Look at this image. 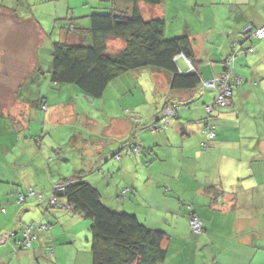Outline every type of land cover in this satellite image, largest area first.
I'll list each match as a JSON object with an SVG mask.
<instances>
[{
    "label": "crops",
    "instance_id": "0c3cea01",
    "mask_svg": "<svg viewBox=\"0 0 264 264\" xmlns=\"http://www.w3.org/2000/svg\"><path fill=\"white\" fill-rule=\"evenodd\" d=\"M20 1L18 9L11 4L0 7V20L3 21L0 23V31L3 32H0V77L5 86L0 97L6 99L12 93L13 99L12 103L0 102L5 104L0 105V126L8 127V131L11 129L9 123L3 122L5 117H16L29 111L32 117L33 110L34 118L40 122L52 121L55 124L57 120L60 124L65 121L64 108L59 110L62 102L49 104L51 94L46 97L43 92L35 98L29 97L28 90L34 86L28 88L27 85L47 81L50 90L57 92V87L50 84L45 73L47 68L44 66V70L40 66L42 53H45L48 64L53 43L79 41L59 21L69 17L80 26L87 27L91 13L97 12V8L104 9L100 0L94 7L87 0H78L73 5L67 2L65 16L58 18L54 5L50 6L58 0ZM182 1L187 5L186 14H191L190 19L186 16L178 18V7L183 6L181 3L176 6L170 3L168 8L166 0H163L158 6L140 3L138 8L146 20L160 18L165 21L166 38L188 36L202 83L216 81L223 72V61L232 52L234 43L241 42L246 27H264V2ZM39 6L41 14L50 13L51 19L56 17L55 21L59 22L52 27L50 35L49 30L42 26V18L36 15L34 7ZM24 9L31 14L18 17L19 10ZM168 21L175 24L172 34L167 33ZM19 27L23 29L19 31ZM246 45L252 46L254 52L239 55L235 67L244 84L235 90L230 106L214 108V117L209 121L216 128V137L208 149L202 148L207 141L203 132L208 121L206 106L214 104L217 90L208 89L203 84L194 90H172L170 75L158 69H153L151 76L140 72L136 80L145 86L148 90L146 95L150 96V110L144 113L139 106L133 107V116L142 121L144 127H138L132 117L112 118L103 133H99L100 128L95 130L88 124L91 131L85 133L89 135H74L71 139L73 147H78L82 154L93 152L87 156L91 159L89 173L79 171L77 176L98 190L102 202L109 209L132 214L149 229L164 231L170 237L168 258L164 264H264V39ZM124 46L119 39L108 42L111 54L118 53ZM28 54L34 59L29 74L26 73L28 63L24 62ZM176 64L182 73L190 71L189 62L182 56L176 58ZM8 79L16 85L7 84ZM133 84L136 92L127 88L132 95L139 91ZM198 101L203 103V107H196ZM168 107L179 112L177 117L169 119V128L164 132L150 131L151 125L163 117ZM38 109L45 111L44 119ZM9 135L0 132L1 241L10 237L6 234L18 235V239L19 231L36 221L50 227L37 233V242L31 250L16 251V237L10 242H2L0 264H55V259L56 264H61L59 253L63 243L68 241L76 245L80 239L74 233L65 237L64 242L62 230L53 226L60 223L64 228L75 217H82L69 210L48 209L52 191L43 193L47 202L39 204L35 199L19 203L18 194L31 188H41V185L48 187L47 190L44 188L48 192L55 184L73 176L68 174L65 178H55L58 174L52 173L47 156L51 151V158L55 157L53 152L57 153L59 148L53 150L54 145L49 146L52 139H46L44 132L40 136L24 134L23 144L20 135H16L18 143L13 145L4 142L6 137L8 141ZM133 149L138 150L135 152ZM115 154H120L119 158L116 159ZM28 172L32 178L27 182L24 179ZM42 179L44 182L40 185ZM187 205H192L203 223L204 231L199 236L190 231ZM63 230L68 232V229ZM84 238L90 245L89 228ZM58 244L60 247L56 249L50 247ZM88 250L89 264L90 248ZM78 259L75 264H79L80 257Z\"/></svg>",
    "mask_w": 264,
    "mask_h": 264
},
{
    "label": "trees",
    "instance_id": "16d2710c",
    "mask_svg": "<svg viewBox=\"0 0 264 264\" xmlns=\"http://www.w3.org/2000/svg\"><path fill=\"white\" fill-rule=\"evenodd\" d=\"M121 1L132 4L133 9L119 13L115 11L111 13L93 12L88 17L89 25L87 27L80 26L69 17L61 19V21L67 22L63 26L67 32L78 37L79 41L77 43L63 41L52 44L51 61L45 70L49 76L50 84L54 87L75 86L87 98L98 100L104 97L108 86L113 81L132 71L146 68L158 69L168 73L172 90H194L203 84L208 89L217 90L214 104L206 106L208 121L205 123L203 132L207 141L202 148L203 150L208 149L216 137V128L209 121L214 117V108L224 109L230 106L235 90L244 84V80L235 70L236 58L239 55L254 52L252 46L246 47L248 45L246 43L263 40L264 37L254 36V31L261 28L248 25L242 34L241 42L234 43L232 52L223 61V72L219 78L224 74H230L229 88L231 94L228 97V103L225 106H220L216 101L220 90L219 85L207 87L208 82L202 83V79L197 73L195 54L190 38L188 36L166 38L165 21L160 18L146 20L138 8L140 3L158 6L163 3V0ZM262 1L264 2V0ZM61 21L59 22L61 23ZM249 27H252L253 31L249 30ZM112 39H119L125 45L116 54H111L108 50V42ZM179 56L189 62L190 71L188 73H182L179 70L176 64V58ZM175 112L177 117L179 112L177 109ZM163 117L151 125L150 131L154 133L166 131L160 125ZM115 156L117 159L120 154H115ZM32 191L41 193L40 190L31 188L18 194V202L24 203L32 198L38 204L47 202L44 194L41 193L42 199L40 200L36 195H30ZM51 191L48 209L69 210L89 222V230L92 235L89 245L90 264L166 263L170 237L164 231L149 229L132 214L109 209L102 202L98 190L82 177L76 176L65 180L63 183L55 184ZM21 196L26 199L21 201ZM191 207L192 205L186 206L188 220L190 214L195 213L194 208ZM32 225L34 227L45 226V229L35 232L36 240L31 247L26 248L23 244V233ZM49 227V224L41 222L27 224L19 231L20 237L18 239V235L6 234L10 236L7 242L16 237L14 244L16 251L31 250L37 242V233L47 231ZM189 228L194 236L203 233H194L190 223ZM2 237L3 235L0 236V240L3 239Z\"/></svg>",
    "mask_w": 264,
    "mask_h": 264
},
{
    "label": "rangeland",
    "instance_id": "374dc122",
    "mask_svg": "<svg viewBox=\"0 0 264 264\" xmlns=\"http://www.w3.org/2000/svg\"><path fill=\"white\" fill-rule=\"evenodd\" d=\"M77 1L78 0H58V1L50 3V6L52 7V4L54 5L55 12H57L58 18H60V17L65 16V13L67 11V7H66L67 4L66 3L68 2L71 5H73ZM82 1H84V0H82ZM88 1L91 2V7H94L98 4L99 0H87V2ZM20 3H21L20 0H0V7L8 6L9 4H11L12 6H16V8L18 9V7H20ZM100 3L103 5L104 9L97 8L96 11L98 13L99 12L111 13L114 11L119 13V12H126L128 10L131 11L133 9L132 4H128V3L123 2L121 0H100ZM170 3L171 4L174 3L175 6L179 3L183 4V6L181 5L178 7V10H179L178 11V14H179L178 18H180L182 16H184V17L186 16L188 19L191 18V14H189L188 16L186 14L188 9H187V5H185L184 1H182V0H180V1L179 0H166V5L168 8L171 6ZM44 5H45V3H44ZM34 8H35L36 15L38 17L42 18V21H43L42 26L45 29L47 28L49 30L48 32L50 33V31L52 30V27H55L56 25L59 24V22L55 21L56 17H53L51 19L50 13L41 14V9H40L41 6L34 7ZM25 11H27V12H25ZM147 12L150 14V10L147 9ZM27 14L30 15L31 12H29L28 9H24L21 12L19 10V12L17 13V16L22 18L25 15L27 16ZM36 15H35V17L38 18ZM9 21H10V23H12V19H9ZM2 22L3 21L0 20V23H2ZM52 23L54 26L52 25ZM61 23L63 24V26H65L67 24L66 21H61ZM168 23H169L168 24L169 28L167 30V33L172 34L173 29L175 27V24L172 25V21L171 22L168 21ZM179 23L180 22L177 20L178 25H179ZM59 28L60 27H57V29H59ZM22 29H23L22 27H19V31H21ZM32 30H33V28H30V31H32ZM0 32L3 33L2 30ZM8 32H9V30L4 31V34H7ZM53 36L55 37V33L53 34ZM30 37L33 38L32 36H30ZM42 51H44V50L42 49ZM44 54L42 53V56L40 58V61H41L40 66L45 70V67H47L48 64L46 63L47 57ZM24 62L28 63L27 68H26V73L29 74L30 69L32 68V66L34 64V59L31 55L29 56V54H28L27 59H25ZM152 71H153L152 68H146V69L132 71L134 73L130 72L129 75H123L124 77L120 78L121 80L118 79V82H115L109 86V90H108L107 94H105L104 95L105 97L103 99H100V100L90 99V98L88 99L75 86H70V85L58 86L56 88L57 92H55V91H52L53 89L50 90L51 88L49 87V85H47V81H44L43 84H42V82H39L38 84H36V83L30 84L29 83V85H27L28 88H30L31 85L34 86L31 89V91L28 90V92H30V94H28L29 97L35 98L39 92H43L44 96H46V97H49L51 94L50 99H49V104H54V103L57 104V102L63 103V104L59 105V107H60L59 110L62 109L61 107L64 108L63 114H64L65 121L63 123H60V124L57 123V120H56L55 124L52 121H49V122L47 121V123H45L44 121L40 122L36 118H34V116H35L34 110L32 111L33 112L32 117L30 116V111L27 114L22 112L21 115H17L16 117H11V118H7V119L5 117L3 122L9 123L11 131H8V127H6L4 125L2 127L0 126V132L4 131L5 134H10L8 141H6L7 140V137H6L4 142H8L9 145L17 144L18 142L16 141V139H17L16 135H20L19 138L21 139V142L23 144V142H24L23 140L25 138L24 134L33 135V136H40V133L44 132V136L46 139H48V138L52 139V141L49 142V146L54 145L53 150L54 149L56 150L59 148V151L57 153L53 152L55 157L51 158V151H50V153H48V156H47L48 162L50 161V163H51L52 173L54 175L58 174L57 177H55V178H58V179L65 178V176H68V174L72 175L73 177H76L77 175H79L77 173L79 171H84L85 173H89V163H90L91 159L88 158L87 156H89L90 154H93V152L86 151L82 154L81 150L78 147H76L75 145L73 147V145L71 144L72 137L74 135L77 136V135H81V134L82 135H89V134H86L85 132L90 130V125H91V128L95 129V130L100 128L99 133H103V130L107 128V126L110 123L112 118L113 119H117L120 117L125 118V116L132 117L133 120L135 121L136 125H138V127H140V128L144 127L145 126L144 123L142 121H138L136 116H133L132 113L135 112L133 110L134 109L133 107L139 106L140 109L144 113L147 110H150V96L146 95L148 93V90L145 88V86L143 84H138L136 82V80H137V77H139L140 72H144L146 75L151 76L153 74ZM46 80H48V79H46ZM2 81H3V78L0 77V95H1V91L5 90V86L2 84ZM16 82H18V81H16ZM133 83H135L138 86V90H139L138 93H134V95H132L130 92L127 91V88H132L136 92V90L133 87V86H135ZM7 84H11L10 86L16 85L15 83L14 84L11 83V81L9 79H8ZM119 84H120V86H119ZM123 90H125V93L123 92ZM211 90H214V89H211ZM44 96H41V97H44ZM8 97L9 98H6V99H2L0 97V102L1 101H8V102L12 103V100H13L12 99V93H10V95ZM68 103H70V104H68ZM0 105L4 106L5 104L3 102ZM198 106L203 107V103L198 101V103L196 104V107H198ZM51 107L52 106H50V108ZM7 109H9V108H7ZM33 109H35V108H33ZM71 109H72V113L70 115ZM37 111H38V113L41 112V114L43 115V119H44V117L46 115L45 111L42 110L43 111L42 112L40 109H38ZM10 112H11V110H9V113ZM175 115H176V112H174V115L169 117V119L175 118L176 117ZM88 124H90V125H88ZM160 125H162V124H160ZM167 129L168 128H166V130ZM91 134H92V132L90 133V135ZM32 140L34 141V138H32ZM89 146L91 147L90 142H89ZM51 149L52 148H49L48 150H51ZM12 156L13 155H11V157ZM67 159L69 160L68 162L66 161ZM28 167H30V166H28ZM47 167L48 166H45L44 168L47 169ZM61 167H62V169H61ZM30 168H32V167H30ZM28 171H29V169H28ZM46 171L49 175L48 170H46ZM59 171L64 172V173H59ZM97 173H99V172H97ZM30 178H32V177L28 172L27 177L24 180L26 181V179H27V182H28ZM49 180L51 181V178ZM43 182H44V179H42V181L39 182V184L41 185V184H43ZM44 188H46V190L48 189V187H44V185H41V188H36V190L40 189L42 194L43 193L50 194L53 187L48 192H45ZM29 200L33 201L34 199L32 198ZM59 211H63V210H59ZM39 212H40V216L43 217V212H41L40 210H39ZM27 215H28V213H27ZM36 222H39V221H36ZM62 225L63 224L58 223V224H55L53 227L55 229L62 230L64 242H65V237H67L68 235H72L74 233H75L74 234L75 237L79 238L80 240L76 245L69 244L68 241H66L65 243H63L64 245L62 247L59 246L60 244H58V246H56V245L50 246V247H53L55 249L60 247L59 261H61V264H73V263L75 264V261L77 262L79 260L78 257H80L79 264H88V261H90V258L87 259L88 254H89V250H88L89 245H87V243L85 241L84 234L86 233L87 229L90 226L89 222L84 220L83 218L75 217L70 224L65 225L64 228L68 229L67 233H64V230H63L64 228ZM90 236L92 238L91 232H90ZM87 246H88V248H87ZM62 249H64L65 252L62 251ZM54 262L56 264V259Z\"/></svg>",
    "mask_w": 264,
    "mask_h": 264
},
{
    "label": "built area",
    "instance_id": "2783aa9c",
    "mask_svg": "<svg viewBox=\"0 0 264 264\" xmlns=\"http://www.w3.org/2000/svg\"><path fill=\"white\" fill-rule=\"evenodd\" d=\"M249 30H252V27H249ZM254 36H257L259 38L264 37V27L258 30L254 31ZM230 74H224L220 78H218L216 81H212L210 83H207V87H215L218 86L220 87V90L218 91L217 95V104L220 106H225L228 102V97L231 94V89L229 88L230 84ZM175 112V109L172 107L166 108L164 112V117L161 119L162 122V128L166 129L169 125L168 119L169 117L173 116ZM155 131V130H153ZM210 137H212V134H210ZM138 149H133V151L137 152ZM119 158V157H117ZM30 195H36L40 200L42 199L41 193H35V192H30ZM21 196V201H23ZM192 208V207H191ZM190 227L192 231L196 234L202 233L203 232V223L199 220L197 215L195 213L190 214V219H189ZM34 228V230H33ZM36 229V230H35ZM45 229V226L38 225L34 227V225L30 226L29 228L26 229V231L23 233V244L25 245L26 248L31 247L32 243L36 240V234L35 232H39Z\"/></svg>",
    "mask_w": 264,
    "mask_h": 264
},
{
    "label": "bare ground",
    "instance_id": "6f19581e",
    "mask_svg": "<svg viewBox=\"0 0 264 264\" xmlns=\"http://www.w3.org/2000/svg\"><path fill=\"white\" fill-rule=\"evenodd\" d=\"M22 199H24V200H25L26 198H25V197H22ZM7 240H8V238H6V239H5V240H3V241H1V240H0V244H1L2 242H3V243H6V242H7Z\"/></svg>",
    "mask_w": 264,
    "mask_h": 264
}]
</instances>
